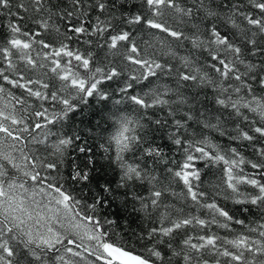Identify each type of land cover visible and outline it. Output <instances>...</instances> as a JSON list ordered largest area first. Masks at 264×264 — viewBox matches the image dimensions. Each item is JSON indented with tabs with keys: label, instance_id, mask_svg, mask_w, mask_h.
I'll return each mask as SVG.
<instances>
[{
	"label": "snow or ice",
	"instance_id": "snow-or-ice-1",
	"mask_svg": "<svg viewBox=\"0 0 264 264\" xmlns=\"http://www.w3.org/2000/svg\"><path fill=\"white\" fill-rule=\"evenodd\" d=\"M0 264H264V0H0Z\"/></svg>",
	"mask_w": 264,
	"mask_h": 264
}]
</instances>
